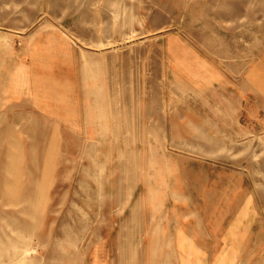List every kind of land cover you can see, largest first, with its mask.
Wrapping results in <instances>:
<instances>
[{"label":"rangeland","instance_id":"1","mask_svg":"<svg viewBox=\"0 0 264 264\" xmlns=\"http://www.w3.org/2000/svg\"><path fill=\"white\" fill-rule=\"evenodd\" d=\"M263 47L264 0H0V264H264V132L211 74Z\"/></svg>","mask_w":264,"mask_h":264},{"label":"crops","instance_id":"2","mask_svg":"<svg viewBox=\"0 0 264 264\" xmlns=\"http://www.w3.org/2000/svg\"><path fill=\"white\" fill-rule=\"evenodd\" d=\"M212 76L226 77L228 83H234L235 78L237 77L238 81L243 85V88L246 94L243 95L245 102L249 104L248 109L244 111V123L243 130L244 132H249L250 136H255L264 132V47L258 52L257 56H254L252 59L243 63L230 62L226 65L220 64L215 70L212 68ZM249 204L241 205V208L238 209V212L233 218V221L229 225L225 235L227 236L231 229L238 227V223L242 220L246 225V229L243 230L242 227L238 228V231L235 233L237 237L240 238V245L234 254L233 259L240 258L241 248L243 243L247 238V230L253 224V213L254 210L248 207ZM207 252L200 251L195 254V258L199 261L198 264H203V261L208 258ZM222 254L218 256L211 257L212 259H219ZM226 257H230L229 254H226Z\"/></svg>","mask_w":264,"mask_h":264}]
</instances>
